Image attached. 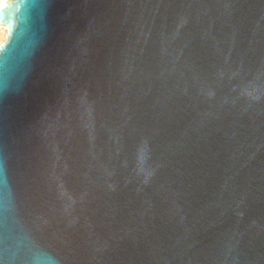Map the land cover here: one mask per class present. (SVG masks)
Wrapping results in <instances>:
<instances>
[{
    "label": "water",
    "instance_id": "1",
    "mask_svg": "<svg viewBox=\"0 0 264 264\" xmlns=\"http://www.w3.org/2000/svg\"><path fill=\"white\" fill-rule=\"evenodd\" d=\"M0 264H264V0H7Z\"/></svg>",
    "mask_w": 264,
    "mask_h": 264
},
{
    "label": "bare ground",
    "instance_id": "2",
    "mask_svg": "<svg viewBox=\"0 0 264 264\" xmlns=\"http://www.w3.org/2000/svg\"><path fill=\"white\" fill-rule=\"evenodd\" d=\"M7 0H0V8ZM7 28L0 27V45L7 40Z\"/></svg>",
    "mask_w": 264,
    "mask_h": 264
}]
</instances>
